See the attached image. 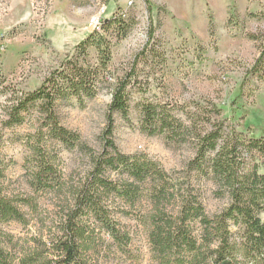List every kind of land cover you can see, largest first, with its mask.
Returning <instances> with one entry per match:
<instances>
[{
    "label": "trees",
    "instance_id": "16d2710c",
    "mask_svg": "<svg viewBox=\"0 0 264 264\" xmlns=\"http://www.w3.org/2000/svg\"><path fill=\"white\" fill-rule=\"evenodd\" d=\"M145 1L150 20L152 9ZM149 22L148 43L141 53L153 49L147 46L154 33ZM133 25V18L113 14L79 42L36 90L4 92L1 126L13 129L29 124L31 129L20 137L28 152L25 172L30 194L13 195L1 181L0 170V223L27 225L39 194L63 204L49 236L39 232L30 245L18 247L3 234L8 242H0V264H96L95 245L102 241L98 233L124 250L131 238L118 219L135 210L134 219L148 229L149 242L164 264H264V137L223 130L222 121L217 126L211 123L213 115L226 110L225 105L196 108L193 115L186 114L188 124L165 104L140 105V129L148 136L180 142L193 135L196 154L186 167L187 175L194 172L211 180L217 196L228 199L227 206L213 216L176 174L144 154L125 155L115 145L114 114L127 119L135 66L113 83L107 78L112 50ZM260 41L262 49L251 74L263 81L264 36ZM103 89L111 99L100 135L101 150L95 152L81 142L79 134L61 125L57 110L71 99L92 100ZM59 145L85 153L89 168L76 183L62 178ZM142 203L147 212L140 210Z\"/></svg>",
    "mask_w": 264,
    "mask_h": 264
},
{
    "label": "rangeland",
    "instance_id": "374dc122",
    "mask_svg": "<svg viewBox=\"0 0 264 264\" xmlns=\"http://www.w3.org/2000/svg\"><path fill=\"white\" fill-rule=\"evenodd\" d=\"M147 2L154 29L147 46L153 49L141 53L148 43L150 28L145 0H0V122L5 91L36 90L101 21L121 12L133 18L134 25L112 50L107 81L113 83L133 66L135 76L131 78L127 119L114 114L113 141L121 153L144 154L166 172L176 174L184 188L191 187L197 194L205 212L213 216L227 206L228 199L217 196L211 180L194 172L187 175L186 167L196 154L193 135L189 133L180 142L167 141L163 135L148 136L140 129V105L165 104L186 124V114L193 115L196 108L209 110L211 103L225 105L226 110L213 115L211 123L217 126L222 121L223 130L264 137V80L251 74L262 49L264 0ZM110 99V92L103 89L83 103L76 99L60 103L57 113L61 125L99 152ZM30 131L29 124L13 129L0 124L1 181L18 197L30 194L25 172L28 152L20 140ZM57 148L62 178L76 183L89 168L85 153L78 147ZM36 203L38 207L28 214L27 225L0 223L2 244L8 242L3 234L19 247L30 245L39 232L49 236L54 231L62 201L39 194ZM170 205L169 210L173 207ZM140 210L147 212L145 203ZM128 216L118 220L129 233V245L120 250L98 233L102 241L96 242L93 260L96 264H164L149 242L148 229L134 219L136 210Z\"/></svg>",
    "mask_w": 264,
    "mask_h": 264
}]
</instances>
